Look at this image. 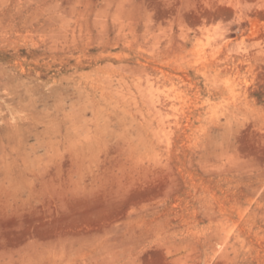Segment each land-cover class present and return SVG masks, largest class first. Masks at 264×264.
<instances>
[{"label":"rangeland","instance_id":"374dc122","mask_svg":"<svg viewBox=\"0 0 264 264\" xmlns=\"http://www.w3.org/2000/svg\"><path fill=\"white\" fill-rule=\"evenodd\" d=\"M0 264H264V0H0Z\"/></svg>","mask_w":264,"mask_h":264}]
</instances>
